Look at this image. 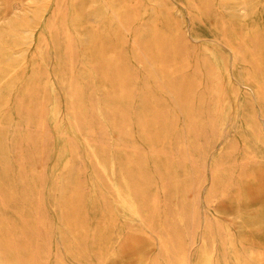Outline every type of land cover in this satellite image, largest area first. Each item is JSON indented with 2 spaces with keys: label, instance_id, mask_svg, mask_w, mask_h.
<instances>
[{
  "label": "rangeland",
  "instance_id": "1",
  "mask_svg": "<svg viewBox=\"0 0 264 264\" xmlns=\"http://www.w3.org/2000/svg\"><path fill=\"white\" fill-rule=\"evenodd\" d=\"M0 91V264H264V0H0Z\"/></svg>",
  "mask_w": 264,
  "mask_h": 264
},
{
  "label": "bare ground",
  "instance_id": "2",
  "mask_svg": "<svg viewBox=\"0 0 264 264\" xmlns=\"http://www.w3.org/2000/svg\"><path fill=\"white\" fill-rule=\"evenodd\" d=\"M18 2H19V1H18ZM17 5H18V4H17ZM19 5H20V4H19ZM244 7H245V6H244ZM243 10H244V9H243ZM106 11H107V10H106ZM244 12H245V11H244ZM117 18H118V19H121V15H120V14H117ZM94 19H95V18H94ZM99 19H100V18H99ZM97 20H98V19H96L95 21H96V22H100V21H97ZM101 20H103V19H101ZM92 25H93V24H92ZM96 26H97V25H96ZM98 27H99V25H98ZM124 28H127V27H124ZM153 35H154V34H153ZM31 36H32V35H31ZM158 52H159V51H158ZM174 67H175V66H174ZM3 81H5V79H4ZM3 81H2V82H3ZM123 85H124V84H123ZM128 89H129V88H128ZM0 93H1V91H0ZM256 93H257V92H256Z\"/></svg>",
  "mask_w": 264,
  "mask_h": 264
}]
</instances>
